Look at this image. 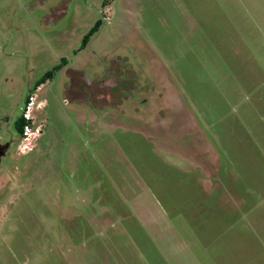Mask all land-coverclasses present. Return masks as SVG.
<instances>
[{
    "label": "rangeland",
    "instance_id": "1",
    "mask_svg": "<svg viewBox=\"0 0 264 264\" xmlns=\"http://www.w3.org/2000/svg\"><path fill=\"white\" fill-rule=\"evenodd\" d=\"M56 2L0 0V140L69 61L0 163V264H264V0ZM115 53L146 102L85 115L68 72Z\"/></svg>",
    "mask_w": 264,
    "mask_h": 264
},
{
    "label": "flooded vegetation",
    "instance_id": "2",
    "mask_svg": "<svg viewBox=\"0 0 264 264\" xmlns=\"http://www.w3.org/2000/svg\"><path fill=\"white\" fill-rule=\"evenodd\" d=\"M67 1L68 0H57L53 7L61 10L60 13L63 14L67 9ZM112 1L113 0H104L103 2L102 10L105 17L107 14L106 12L112 10ZM103 25L104 19H99L95 22V24L84 34L80 47L75 50L76 54L88 47L93 36L100 31ZM94 56L97 57L96 55ZM129 57L125 58L124 56H121V53H115L111 56L101 55V58L97 57L94 61L96 68L92 77H87L86 72L80 69H74L73 71L68 72L69 82L66 84V92L70 99L81 108L82 113H85V115L93 114L96 111L105 112L107 109L112 110L115 108L128 111V106L134 105L136 108H139V106L141 107V105H144L146 98L139 95L142 93V87H144L143 83H140L143 81L141 79L139 80V78L136 80V77L132 78V75L136 73L133 62L141 58V55L137 54ZM68 63V59L62 58L58 65L43 74V76L36 82L33 90L29 89L25 97L24 108L21 115L25 116V110L31 103L32 107L33 105H36V108H41L42 102H37V98L31 93H35L41 85L53 78L54 75L67 66ZM44 77L45 79H43ZM42 79L44 81H42ZM136 95L139 96L137 97ZM115 96L117 97V100L115 99ZM21 115H19L14 121V133L4 141L0 140L2 143H10V149L12 145L17 148L19 142L23 138V136L19 137L15 124ZM4 119H6L5 123L10 121L9 117H4ZM28 120H31V118ZM29 124L32 125V122H29ZM31 144H33L32 141L29 144H22L21 147H19L20 152L17 153L20 155L29 154L34 149V146H31Z\"/></svg>",
    "mask_w": 264,
    "mask_h": 264
},
{
    "label": "built area",
    "instance_id": "3",
    "mask_svg": "<svg viewBox=\"0 0 264 264\" xmlns=\"http://www.w3.org/2000/svg\"><path fill=\"white\" fill-rule=\"evenodd\" d=\"M31 108H32V103L29 104V106L25 112V117L27 119L31 118ZM36 133H39V128L34 129L32 127V125L26 124V126L24 128V132H23V138H22L23 144L25 145L29 141H31L32 136L35 135Z\"/></svg>",
    "mask_w": 264,
    "mask_h": 264
},
{
    "label": "trees",
    "instance_id": "4",
    "mask_svg": "<svg viewBox=\"0 0 264 264\" xmlns=\"http://www.w3.org/2000/svg\"><path fill=\"white\" fill-rule=\"evenodd\" d=\"M43 79H45V77ZM43 79L42 81H44ZM29 122H31V120L26 119L24 115H21V117L17 120L15 124L19 137L23 136L24 128L26 124H29Z\"/></svg>",
    "mask_w": 264,
    "mask_h": 264
},
{
    "label": "water",
    "instance_id": "5",
    "mask_svg": "<svg viewBox=\"0 0 264 264\" xmlns=\"http://www.w3.org/2000/svg\"><path fill=\"white\" fill-rule=\"evenodd\" d=\"M10 149V143H2L0 142V163L2 162L3 157L7 154Z\"/></svg>",
    "mask_w": 264,
    "mask_h": 264
}]
</instances>
